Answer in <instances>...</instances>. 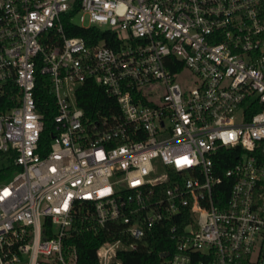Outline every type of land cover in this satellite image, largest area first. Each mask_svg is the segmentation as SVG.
<instances>
[{"label":"built area","instance_id":"built-area-1","mask_svg":"<svg viewBox=\"0 0 264 264\" xmlns=\"http://www.w3.org/2000/svg\"><path fill=\"white\" fill-rule=\"evenodd\" d=\"M262 3L0 0V154L19 167L0 183V264H78L68 238L116 221L97 264H122L155 227L173 241L164 264H264ZM63 16L116 45L67 36ZM38 75L56 106L45 144ZM87 78L117 104L100 120L75 99Z\"/></svg>","mask_w":264,"mask_h":264},{"label":"trees","instance_id":"trees-1","mask_svg":"<svg viewBox=\"0 0 264 264\" xmlns=\"http://www.w3.org/2000/svg\"><path fill=\"white\" fill-rule=\"evenodd\" d=\"M264 16V0L261 7ZM73 15V13H71ZM64 32L67 36H78L83 38L87 44L104 42L109 46H115L117 34L110 29H101L95 26L84 27L76 24L67 16L62 17ZM36 107L43 115V130L40 135L41 144L48 142L55 133L54 115L56 113L55 98L49 90V77L38 75L35 91ZM77 105L81 107L90 119L100 120L105 115L117 110L115 99L108 95L105 90L93 79L87 78L75 90ZM239 149H221L219 158L216 160L217 169L225 170L235 161ZM221 155V157H220ZM232 157V158H231ZM19 167L13 162V152L0 154V183L7 180ZM232 179L223 177L217 186L219 192L215 200L225 201L229 195ZM219 197V198H218ZM221 198V199H220ZM121 222H109L108 228L95 230H80L68 238L70 244L77 249L78 264H97L96 249L104 241L113 240L118 237L116 229L121 227ZM173 241L169 238L163 227L155 229L139 241L135 250L120 252L122 264H164L162 252L171 253ZM245 264V263H244Z\"/></svg>","mask_w":264,"mask_h":264},{"label":"rangeland","instance_id":"rangeland-1","mask_svg":"<svg viewBox=\"0 0 264 264\" xmlns=\"http://www.w3.org/2000/svg\"><path fill=\"white\" fill-rule=\"evenodd\" d=\"M78 18H79V15L78 14H76L75 16H74V19L75 20H78ZM178 78H179V80L181 81V82H187L189 79V76H188V74H186V71L184 72V73H182V74H180L179 76H178ZM11 177V176H10Z\"/></svg>","mask_w":264,"mask_h":264},{"label":"water","instance_id":"water-1","mask_svg":"<svg viewBox=\"0 0 264 264\" xmlns=\"http://www.w3.org/2000/svg\"><path fill=\"white\" fill-rule=\"evenodd\" d=\"M163 255V254H162Z\"/></svg>","mask_w":264,"mask_h":264}]
</instances>
